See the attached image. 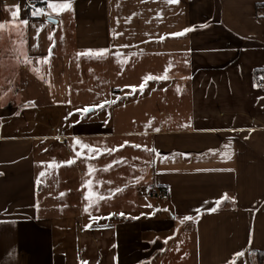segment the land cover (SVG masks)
<instances>
[{
  "label": "crops",
  "instance_id": "crops-1",
  "mask_svg": "<svg viewBox=\"0 0 264 264\" xmlns=\"http://www.w3.org/2000/svg\"><path fill=\"white\" fill-rule=\"evenodd\" d=\"M91 64L138 130L60 131ZM261 73L264 0H0V264H264Z\"/></svg>",
  "mask_w": 264,
  "mask_h": 264
},
{
  "label": "rangeland",
  "instance_id": "rangeland-1",
  "mask_svg": "<svg viewBox=\"0 0 264 264\" xmlns=\"http://www.w3.org/2000/svg\"><path fill=\"white\" fill-rule=\"evenodd\" d=\"M79 70L75 74V78L72 81V89L76 91L75 100L72 99V101L69 100L68 106L66 107V110L64 113H61L60 115V131H67L71 132V122L77 121V118L80 116L81 120L87 119V113L93 108L97 107L98 112L94 116V119H100L101 118H107L109 125L113 126L114 131H134L138 130V128H134L132 124L138 123L141 121V113L138 111V109L141 107V105H137L135 107H131L126 105L125 103L120 100V93L114 92L116 87H120L122 85V81H117L112 76L105 78L101 74L99 70V66L96 64L87 65V67H83V65H77ZM82 67V68H81ZM134 80V79H132ZM135 82V81H133ZM137 82V81H136ZM142 86L146 83V81H139ZM118 87V88H119ZM126 92V91H125ZM131 92V91H130ZM124 93V92H123ZM122 94V93H121ZM130 97H126V100H128ZM137 97H133L132 100H136ZM131 101V99H129ZM128 101V102H129ZM130 103V102H129ZM72 105V106H71ZM92 105L93 107H90L88 111L86 112L85 109L87 106ZM119 107L117 111H113L115 108ZM133 108V110H132ZM162 108V107H159ZM128 114L131 116H135L137 118L135 119H128ZM82 115V116H81ZM132 120V121H131ZM117 146H120L117 145ZM70 151V153H68ZM101 152V151H100ZM99 152V153H100ZM59 154V168L60 169H66V168H74V180H79V174L78 170L83 169L81 165H78V163L71 166V143L67 145H63V147H59L58 149ZM75 166V167H73ZM109 167V165H107ZM109 170L110 168H106ZM86 174V172H85ZM81 178L86 175H80ZM68 178L66 182L67 184L71 183V173L68 174ZM63 182V181H62ZM71 200L70 197H66L65 200ZM57 211H60L57 210ZM61 212H64L63 209H61ZM62 215L66 216V219L71 222V215L61 213Z\"/></svg>",
  "mask_w": 264,
  "mask_h": 264
},
{
  "label": "built area",
  "instance_id": "built-area-1",
  "mask_svg": "<svg viewBox=\"0 0 264 264\" xmlns=\"http://www.w3.org/2000/svg\"><path fill=\"white\" fill-rule=\"evenodd\" d=\"M31 13L36 18H40L43 20H47L49 18L47 12H48V6L46 4H33L31 6ZM256 86L259 88H264V74H259L256 77ZM167 191L164 188L160 187H154L150 193L149 196L153 200H160L162 198H165L167 196Z\"/></svg>",
  "mask_w": 264,
  "mask_h": 264
},
{
  "label": "snow or ice",
  "instance_id": "snow-or-ice-1",
  "mask_svg": "<svg viewBox=\"0 0 264 264\" xmlns=\"http://www.w3.org/2000/svg\"><path fill=\"white\" fill-rule=\"evenodd\" d=\"M170 2H177V0H170ZM50 7L54 8V9H57V10H63V9H67L70 7V2L69 3H63V4H51ZM18 12H19V9L17 8V11L13 13V16H16L18 15ZM23 24L27 25L28 24V21L27 20H24L22 22ZM188 30H192V29H185V31H188ZM183 33H177L176 35H182ZM85 111L87 112L88 109H85ZM41 175H43V173H41ZM121 215H123V213H121ZM186 220H191L192 217L190 216H186L185 217Z\"/></svg>",
  "mask_w": 264,
  "mask_h": 264
},
{
  "label": "water",
  "instance_id": "water-1",
  "mask_svg": "<svg viewBox=\"0 0 264 264\" xmlns=\"http://www.w3.org/2000/svg\"><path fill=\"white\" fill-rule=\"evenodd\" d=\"M49 21H50V22H55L53 19H49ZM90 111H92V109H91Z\"/></svg>",
  "mask_w": 264,
  "mask_h": 264
},
{
  "label": "trees",
  "instance_id": "trees-1",
  "mask_svg": "<svg viewBox=\"0 0 264 264\" xmlns=\"http://www.w3.org/2000/svg\"><path fill=\"white\" fill-rule=\"evenodd\" d=\"M262 74V73H261Z\"/></svg>",
  "mask_w": 264,
  "mask_h": 264
}]
</instances>
